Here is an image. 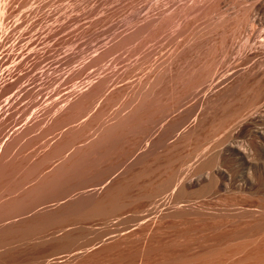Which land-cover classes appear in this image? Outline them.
Masks as SVG:
<instances>
[{
    "label": "bare ground",
    "instance_id": "obj_1",
    "mask_svg": "<svg viewBox=\"0 0 264 264\" xmlns=\"http://www.w3.org/2000/svg\"><path fill=\"white\" fill-rule=\"evenodd\" d=\"M212 1L217 3L220 0ZM133 2L135 0L128 4L127 9L131 12L122 21L117 22L110 18L111 15H104L109 19L108 29L112 33L107 39L93 46V55L88 58L87 63H90L94 70L83 75L82 86L72 82L64 87V80L58 82L56 77L47 82L51 75L45 77L46 70L39 73L37 66L32 64L28 70L18 74L20 61H15L18 57L14 60V56L9 52L18 48L17 56H20L33 44L30 41L21 45L24 33L19 34L8 49L4 50L7 53L0 57V78L6 75L10 80L0 87V174L5 168V162L12 158L9 156L10 147L7 145L29 147V144L43 139L48 134H54V137H51L49 146L45 145L52 147L44 157L51 160L60 158L63 162L49 164L55 169L46 172L39 168L33 177L38 178L51 172H65L62 178L53 177L48 180L53 183L52 187L62 191L64 195H58L59 199L51 201V204L48 202L57 212L63 213V222L65 226H69L63 235L64 250L57 251L56 258L44 257L45 259L36 264H264V211L255 214L241 207L243 203L250 202L264 210V56L252 61L249 60V55L243 54L244 60L251 61L247 66L241 69H223L225 64L222 60L208 61L215 46L193 49L194 52L185 66L178 65L182 60V51H175L166 65L164 64L165 71L159 72L154 81L152 79V82H145L142 78L144 75L140 76L135 71L138 70L141 60L152 61L153 64L159 62L160 59L155 58L158 40H151L146 50L139 52V55L142 54L141 58H137L133 65L130 62L125 64L120 55L112 58L110 56L122 50L139 34L165 20L167 22L176 12L173 9V13H167L173 6L155 12L151 7L152 3L147 12L141 15V7L137 8ZM6 6L4 4L0 7V47L7 45V35L19 26L15 24L19 21L18 18L10 25L7 22L5 13H8L6 11H9V8L6 10ZM255 8L262 10V6ZM253 10H246L243 20L234 22L236 30L256 21L251 14ZM29 15L27 19L31 17ZM213 19L215 18L212 17ZM223 20L224 18L221 21ZM223 22L210 24L211 31L219 27L224 28ZM95 24V21L90 20L84 30L91 31ZM181 24L182 22L177 25ZM223 39L224 37L220 42L221 48ZM222 52L226 57L231 51L230 48L224 47ZM79 71L81 69H78ZM28 75L30 77L25 79ZM124 94H130L131 97L123 103V110L130 108V111L121 114L123 110L116 109L110 120L105 119L107 110L122 96L124 98ZM4 145L7 147L4 148ZM114 157H119L121 162H125L123 169H120L121 174L115 175L112 173L114 167L105 166L98 172L107 174V177L92 175L98 169L97 162L103 164ZM128 159L130 161L127 163ZM77 165L84 175H70ZM214 195H223L224 198H221L220 202L224 206L235 207V210L210 213L204 205ZM127 207H135L138 210L151 207L155 210L154 217L133 226L116 229L115 223L118 222L121 211ZM36 208L15 212L30 214L39 211ZM95 218L113 222L104 224L101 233L91 236L90 229L79 223ZM226 229L229 231L225 232Z\"/></svg>",
    "mask_w": 264,
    "mask_h": 264
},
{
    "label": "rangeland",
    "instance_id": "obj_2",
    "mask_svg": "<svg viewBox=\"0 0 264 264\" xmlns=\"http://www.w3.org/2000/svg\"><path fill=\"white\" fill-rule=\"evenodd\" d=\"M14 1H16V2H14ZM131 1L132 0H62V1L61 0H59V1L57 0V2H56V0H53V1H51V0H23V1L22 0H18V1L17 0H13V1L6 0V2L5 1H0V7H1V5L3 7V5L6 4L7 5L6 6V10L9 8V11H6L8 13L7 14L5 13V17H6L7 22H9V25L12 23V21L17 20V18L19 20V21L15 22V24L17 26L19 24V26L17 28H15L14 31H11L10 32L11 34L9 33L7 35V36H9L8 40H6L7 41V43H6L7 45H5V47L4 46L0 47V49H1L0 57L3 56L5 53H7L4 50L8 49V46L12 42L15 41L16 37L19 34H21V33L23 34L24 33L23 34V41H22L21 45H25L26 42L30 43V41L33 44L28 48V50L25 53L20 54V56H17L19 54V51H18L19 49L18 48L16 50L12 49L9 52V53H11L14 56L13 57L14 60L16 59V57H18L17 60H15V61H17V62L20 61V64L18 66L19 68H18V71H17V73L19 72L18 74H20V71L28 70L33 65H36L37 66V71L39 73H43V71L46 70V71H44V76L46 77L47 75L48 76L51 75L49 78H47V82H49L51 78L53 79V78L56 77L55 80H57V81L59 80L58 82H62L63 80L65 81V82L63 81L64 87L68 86L72 82L78 83L79 86H82L81 83L83 82L82 79L85 76V74L86 73H90V72H92L94 70V68L91 67V64L87 63L88 60H89L88 58L93 55V50L95 49V48H93V46L98 44L100 41H103V40L107 39V37L110 36L111 33H112V31L108 29L109 19L106 16H104V15H106V14L111 15L110 18H112L114 21H117V22L118 21H122L131 12L130 10L127 9V6H128V4ZM155 1H158V2H155ZM221 1L222 0L218 1L219 3L218 2L214 3L212 0H206V1L205 0H201V1L200 0H196V1L195 0H135V2H133V3L137 6V8L141 7L140 9H142L141 15H144L147 12V9L150 8L152 3H153V5L151 7H152V9H154L155 12L160 11L163 8H166L168 6H173L170 10L167 11V13L169 14L171 11H172L171 13H173V9H174V12H176V13L175 14L173 13L174 16L171 17L172 19L169 18V19H167V22L165 20L160 25H156L157 28H155L156 26L153 27V28H155L154 30L152 28V29H150V30H148L146 32H143V33L139 34L140 36L139 35L136 36L128 45H126L119 52L114 53V55H111L110 58H112L115 55H120V56H122L121 60H123L125 64L126 63L127 64L131 63V65H133V63L136 62L137 58H139V57L141 58L142 54L139 55V52L140 51H145L146 48L149 45V42H151V40H158V45H157V47H158L157 51L158 52H156L157 55L155 54V58H159L160 59L159 62L157 64H153L152 61H148L147 62V61H142L141 60L139 62V64L136 63L139 66H138V70L135 71V73L138 72L140 76L144 75L142 78H143V80L145 82H148V83L152 82V79L154 81V79H156L155 76L159 72L165 71L164 67H165L166 63L169 61L171 55H173L175 51H182V54H181V59L182 60L179 61V63H178L179 66H185V63L189 60L188 59L189 56L191 54H193V52H194L193 49L195 50L196 48H199V47H208L210 45H211V47L212 46H215V47H214V53L208 57V61H211L213 59L222 60L224 62V64H225L223 69H227V68L241 69V68H244L245 66H247L251 62L249 60L255 61L257 59H261L264 56V53H263L264 52V49H263L264 48V46H263L264 42H262V41H264V33H263L264 32V29H263L264 28V5H263L264 4V0H262V1L261 0H241V1L240 0H231V1L230 0H223L222 2ZM26 2H28L29 4L26 3ZM159 2H161V3H159ZM190 3H191V5H189ZM202 3H204L202 5L203 7L201 6ZM235 3H237V4H235ZM250 3H252V4H250ZM257 3H259V4H257ZM156 4H158V6ZM194 4H195V6H194ZM249 4H250V6H249ZM41 5H42V7H41ZM58 5H59V7H58ZM17 6H18V8H17ZM56 6H57V8H56ZM255 6L256 7L257 6H262V10L261 11L259 10L260 11L259 12L258 10H256ZM38 7L41 8V9L39 8L40 11L37 9ZM45 7H47V8H45ZM94 7H95V9H93ZM174 7H176V8H174ZM186 9L188 11H186ZM252 9H254V10H253V12H251V14H252V16H254L256 18V21L250 22V24H248L249 26H246L247 28L243 27V26H240L239 28L236 27L237 28V30H236L234 22L235 21L241 22L243 20V17H244V14H245L246 10H251L252 11ZM180 10H182V11H180ZM12 11H13V13H11ZM45 11H47V12L44 13ZM192 11H193V13H192ZM90 12H92V13H90ZM258 12H259V14H258ZM10 13L12 15H10ZM37 13H38V15H37ZM23 14L24 15L26 14V15L24 16ZM55 14H57V15H55ZM201 14H202V16H201ZM210 14H213V15H210ZM28 15L31 16L33 19L31 17H29L27 19ZM205 15H208V16H205ZM45 16H46L47 19L45 18ZM37 17H38V20H37ZM212 17L215 18V19L212 20ZM233 17H234V19H233ZM20 18L24 19L23 20L24 22ZM221 18L222 19L224 18L223 21L226 22L227 25L224 24L223 21H221L222 20ZM240 18H242V19H240ZM44 19H46V20H44ZM229 19H231V20H229ZM90 20L96 22L95 26L91 29V31L84 30V28L87 26V24H88V22ZM27 21H29V22L27 23ZM231 21H233V22H231ZM31 22H33L34 24L32 25ZM181 22H182V24L179 25L180 26L179 27L177 24H180ZM219 22H223L224 28L223 27H219V28H216L215 30L211 31L209 25L212 24V23L213 24H217ZM228 22L230 24H228ZM252 23L253 24L255 23V25H253ZM30 24L32 26H30ZM37 25H39V26H37ZM60 27H61V29H60ZM252 27L254 28V30H253ZM241 28H243V30ZM250 28H251V30H250ZM164 29H165V31H164ZM247 31H248V33H247ZM158 32L161 33V35ZM176 32H178V33H176ZM194 33L195 34L197 33V34L195 35ZM222 33H223V36H222ZM231 33H232V35H230ZM251 33H252V35H251ZM83 34H85V35H83ZM234 34H236V35H234ZM257 34L259 35V37L260 36L261 37L260 38L257 37L258 36ZM186 35H188V36L186 37ZM198 35H200V37ZM209 36H210V38H209ZM27 37H29V38H27ZM191 37L192 38L194 37V38L190 40ZM223 37H224V39H223L224 43L222 44L223 46L221 48V43L220 42H221ZM147 38H149V39H147ZM173 38H174V41H173ZM235 38H236V40H235ZM136 39H138V40H136ZM176 39H178V40H176ZM201 39H203V40H201ZM198 40H200V41H198ZM139 41H141V42H139ZM187 41H188V43H187ZM137 42H139V43H137ZM189 42L192 45H190ZM254 42L255 43L257 42V44L255 45ZM37 44H38V46H37ZM260 44H262V45H260ZM230 45H231V47H230ZM254 45L256 47H258V48L256 49ZM259 45H260V47H259ZM235 46H237V48ZM246 46H247V49H246ZM170 47H172V49ZM224 47L230 48V51H231L230 54L228 56H226L227 59H226L225 55L222 52V49ZM243 48H244V50H243ZM131 49L133 51H131ZM182 49H184V50H182ZM45 51H46V53H45ZM81 51H82V53H81ZM122 52H124V53H122ZM258 52H260V53H258ZM243 54L244 55L245 54L249 55V57H251V58H249V60H244V58H242ZM234 57H235V59H234ZM133 60H135V61L133 62ZM27 62H29V63L27 64ZM162 62H165V63L162 64ZM237 62H238V64H237ZM47 63H49V65ZM31 64H32V66H31ZM234 64H236V65H234ZM149 66H150V68H149ZM158 68H160L159 71H158ZM78 69H81L82 72L81 71L78 72ZM83 71H84V73H83ZM81 75H82V78H81ZM5 76L6 75H4V76H2L0 78V80H1L0 81V87L4 86L8 82H10L9 77H7V76L5 77ZM67 76H69V77H67ZM26 77H25V79H28L30 76L28 75ZM146 78H147V80H146ZM2 79L4 80V82H3ZM125 95L126 94H124V98H123V96L121 97V99L123 98V100H121V99L119 100L120 103H119V101L117 102V103L121 104V106L119 104L117 105V103H115V105H113L112 107H110L107 110L106 115H105L106 117H104L105 119L107 118V120H110L114 116V114H112V113H115L116 109L117 110H121V109L123 110V107H122L123 103H126L127 101H129L130 97H131L130 94H127L126 95L127 97ZM118 106H120V107H118ZM111 109H113L112 112H111ZM127 109H128L127 111H125L126 109L121 111V114H127L130 111V108H127ZM158 127H156V129ZM51 135L52 136H49V134H48L43 139L29 144V147H28V145H7V146L10 147L9 156H11L12 158H8V160L5 162V166H4L7 169L4 170L5 168H3V170H2V172L0 174V189H1L0 190V194H1L0 198L2 197L0 199V220H1L0 221L1 222V224H0L1 225L0 226V231H1L0 232V264H3V263L4 264H36V263L40 262L41 260H43V259H45L47 257L56 258V253L61 252V251L64 250V249H62L65 246L63 235H64V232L69 228V226H65V223L63 222V213L62 212L59 213V212L56 211V208H54L53 206H49L51 204V201L55 202L57 199H59V196H64V195H63L62 191L52 187L53 183H51L48 180L50 178H53V177L54 178L57 177V179L62 178L65 175V172L64 171H61V173L51 172V173L45 174L44 176L43 175L40 176V177L38 176V178L36 176L33 177L36 174V171L39 168H43L44 172H46V171H49L51 169H55L53 165H49V164L58 163L59 161L63 162L60 158H56L55 160L52 159L53 160L52 161L51 159H48V158L44 157L45 154L49 151V148L52 147V145H50L49 148L47 147V146H49L48 143H50V140L54 137V134H51ZM223 135H225V134H220V136H223ZM46 140H47V142H46ZM41 143H43V144H41ZM45 145H47V146H45ZM7 146L4 145V148L7 147ZM15 147H17V148H15ZM43 147H45V148H43ZM40 149H41L42 153H41ZM13 150H16V152L14 151L15 152L14 153ZM30 151L32 152V154H31ZM44 151H46V152H44ZM20 153H22V154H20ZM13 154H15V155H13ZM21 156H23V157H21ZM29 156H30V159H29ZM25 157L27 158V160H26ZM49 161H51V162H49ZM54 161H56V162H54ZM121 161L122 160L119 157H114V158L108 160L107 162H105L103 164L101 162H97L96 163V167L98 166V169L92 175L93 176H106L107 177V174H104L103 172H98V171H101L100 168H103L105 166L106 167H114V169H113L114 172H112V173L117 175L120 172H122L121 170L123 169L122 167H123V165L125 163V162H121ZM129 161H130V159H128L126 162L128 163ZM7 162H8V164H7ZM11 162H13V163H11ZM21 163H22V165H20ZM117 167H119V168H117ZM17 169H18V171H17ZM49 174H52V175H49ZM72 174H73V176L84 175L80 171L79 165H77V168H76L75 171L70 172V175H72ZM19 175H20V177H18ZM47 177H49V178L47 179ZM6 178H8V179H6ZM3 179H5V180H3ZM38 179H39V181H38ZM28 184H30V185H28ZM26 187H27V189H26ZM4 189H5V191H4ZM25 189H26V191H24ZM40 193H42V194H40ZM14 194H15V196H14ZM16 194L18 196H16ZM216 197H218V198H216ZM16 198H18V199H16ZM221 198L223 199L224 196L223 195H219V196L218 195H214V196L210 197L208 199L209 201L207 200L205 202V205H204L205 208L210 213L226 212V210H227V212H232V211L235 210V207L224 206L220 202V201H222ZM218 202H219V204H218ZM45 204H48V205L45 206ZM23 205H25V206H23ZM39 205H40V207H39ZM3 207H6V208H3ZM23 207H24V209H22ZM36 207H39V208H36ZM215 207H217V208H215ZM223 207H226V208H223ZM241 207H244L245 209L247 208V210H250L251 212H253L255 214H258V213H261L262 211H264V210H262L260 208H257L254 203H250V202L243 203ZM33 208H36V210L39 209V211H41V212H39V211H37L35 213L31 212L30 214H28V213H19L18 214V213L15 212V210H27V209L29 210V209H33ZM40 208H42L43 210H41ZM48 209L50 210V212H49ZM126 209H128V210H126ZM214 209H215V211H214ZM257 209H260L261 211L258 210L259 211L258 212ZM83 210H85V209H83ZM137 210L138 209L135 208V207H127V208L124 209V211L122 210L121 211L122 213H120L121 215L118 218V222L115 223L116 224V229H122V228H125L126 226H133V224L134 225L137 224V223L139 224V223H141L143 221L144 222L147 221L149 218L153 219V217H154L153 211H155V210L153 208H151V207L144 208L143 210L141 209L142 211L141 210L137 211ZM128 213H130L131 215L128 214ZM133 213L135 215H133ZM25 215H27L26 216L27 218L25 217ZM137 216H139V217H137ZM148 216H150V217H148ZM12 217H13V220H12ZM17 217H18V219H17ZM19 218L21 220H19ZM57 218H59V220ZM151 219H149V220H151ZM7 220H9V222ZM119 220H122V221H119ZM140 220H142V221H140ZM13 221H15V222H13ZM16 221H18V222H16ZM126 221H128V222H126ZM5 222H6V224H5ZM111 222H113V221L104 222V221L99 220L98 218H95V219H93L91 221H83V222L79 223V225H83L84 227L89 228L90 232H91V236H93L94 233H96V234L97 233H101V231L103 230V225L104 224H107V223L110 224ZM3 223H4V225H3ZM61 224H63V225H61ZM94 224H95V226H93ZM77 226H78V224H77ZM89 226H91V227L93 226V227L91 228ZM96 226H98L99 228L97 227L98 228L97 229ZM1 228L3 230H1ZM27 228H28V230H27ZM227 231H229V229L225 230V232H227ZM11 234H13V235H11ZM46 240L47 241L49 240V241L45 242ZM28 241H30V242H28ZM12 243H13V245H12ZM17 243H18V245H17ZM19 248H22L23 251H22V249H19ZM1 250H3V251L1 252ZM10 250H12V251H10Z\"/></svg>",
    "mask_w": 264,
    "mask_h": 264
}]
</instances>
